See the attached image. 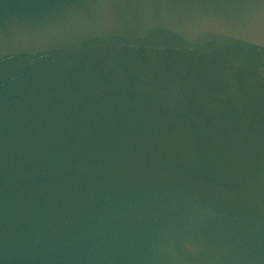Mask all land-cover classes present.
I'll return each instance as SVG.
<instances>
[{"label":"water","instance_id":"95a60500","mask_svg":"<svg viewBox=\"0 0 264 264\" xmlns=\"http://www.w3.org/2000/svg\"><path fill=\"white\" fill-rule=\"evenodd\" d=\"M0 264H264V0H0Z\"/></svg>","mask_w":264,"mask_h":264}]
</instances>
